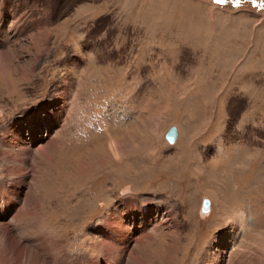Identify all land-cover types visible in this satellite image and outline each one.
<instances>
[{
  "label": "rangeland",
  "instance_id": "374dc122",
  "mask_svg": "<svg viewBox=\"0 0 264 264\" xmlns=\"http://www.w3.org/2000/svg\"><path fill=\"white\" fill-rule=\"evenodd\" d=\"M0 53V150L27 149L16 175L0 153V180L28 216L0 224L20 244L47 264H103V220L136 224L125 201H159L162 224L139 243L126 230L122 264H259L264 0H0ZM19 259L0 244V264Z\"/></svg>",
  "mask_w": 264,
  "mask_h": 264
},
{
  "label": "bare ground",
  "instance_id": "6f19581e",
  "mask_svg": "<svg viewBox=\"0 0 264 264\" xmlns=\"http://www.w3.org/2000/svg\"><path fill=\"white\" fill-rule=\"evenodd\" d=\"M0 58L3 60L1 53H0ZM29 133H30V135L33 134L32 131H29ZM111 141L112 142H110V144L113 143V140H111ZM21 148H22V146H19V144L18 145L15 144V146L14 145H6V144L2 145V149L0 150V153L3 152V153H1V157L3 160V168L5 170V174L16 175L19 173L20 164H22V163L24 164V160H22V157H21V159H19V163L17 164L18 160L16 159L15 155L18 152L20 154L25 155V153L27 152L26 148H22V150H21ZM116 148H118V147L115 146V143H113L111 145V150L109 149L113 153L111 158H113V157L114 158H116V157L120 158V156L125 155L124 152L120 153L119 151H117L118 149H116ZM148 149L150 151V148H148ZM39 152L41 154H43L44 156H47V157L49 156V154L46 152V149L43 147L40 148ZM2 180H0V213L7 216V213L13 209L14 213H13V217L11 220H12V222L15 223L16 227L18 228L19 226H22L23 222L25 221L24 218L22 216H20L21 213L24 212V209L18 205L17 199L15 197L16 193L13 194V196H11L10 193L8 192L7 188L4 187L5 183ZM16 184H17V181H15V183L14 182L10 183L9 186H12V188H13L16 186ZM132 203L125 201L124 205H126V207H127L126 210H131L130 213L136 214V213L143 212V213H140L141 217L137 221L138 225H137V223L136 224L135 223L134 224H128V223H124L122 221H121L122 223H120L117 221L112 222L111 220H107V219L103 220L104 224H108L107 225L108 228L103 230V234L105 237L103 236L104 239L101 241V243L99 245V250L101 252V263H103V264H114V263H116V264L121 263L122 264L123 263V260L125 259L126 253L129 251V248H130L131 242H132V238L126 237V234H125L126 230L128 232V235H129V231L131 229H133V228L138 229L140 231L139 236L141 238H139V239H135L134 237L133 238L135 239L134 240L135 243H139L142 240V238H149L151 236L152 231L159 228V226L162 224L163 218H162V215L160 214V203H159V201L158 202H153V201L149 202V204L152 203L153 206L149 205L148 208H146V209H151V211L153 209L154 215L151 214V216L146 215L144 213V211L146 209H143L142 205H144L146 203V201L143 203H139V202H135L133 204ZM138 205H141L140 208H138ZM131 207H133L134 209L132 210ZM169 212H171V211H169ZM125 213H129V212L127 211ZM24 214H26V220H28L27 212H24ZM54 214H56V212ZM159 215H160V217H159ZM244 217H245V215L243 212H239V211L237 212V216H236L237 221L236 222L238 223L237 226L241 232H243L242 230L244 228V223H245ZM119 218L122 219L123 217H119ZM147 222H149V223L147 224ZM4 226H8V224L5 222L3 223V225L0 224V244H3V245L6 244L9 247H11V248L13 247V248L17 249V251H19V254H20V259H19L20 263L19 264H47L46 261H44L40 258V255L35 250H32L31 248L29 249L25 245L20 244V242H18V240H16L13 236L9 235L7 228ZM256 232H257V230H256ZM37 236H39V233ZM39 239H40L39 241H42V242H39L40 245H44L45 243H47V241L45 240V237H40ZM241 242H242V239H241ZM241 242L239 243V246L236 245L237 247L234 250V252H236L238 247H240ZM232 244H234V243H232ZM38 247H39V245H38ZM253 247H255V250L253 252L252 251L250 252V256L251 257L253 256L255 258L256 262L260 264L262 261H264V237L261 239L260 242H257ZM131 259H133V258H131ZM90 261L87 264H91L92 262H90ZM158 261H156V262L159 264ZM129 263H131V264H145L138 257H135V260L133 262H129ZM263 263L264 262H262V264Z\"/></svg>",
  "mask_w": 264,
  "mask_h": 264
},
{
  "label": "water",
  "instance_id": "95a60500",
  "mask_svg": "<svg viewBox=\"0 0 264 264\" xmlns=\"http://www.w3.org/2000/svg\"><path fill=\"white\" fill-rule=\"evenodd\" d=\"M177 135H178V130L175 125H172L167 129V131L164 134V137L169 143H173L175 142Z\"/></svg>",
  "mask_w": 264,
  "mask_h": 264
}]
</instances>
